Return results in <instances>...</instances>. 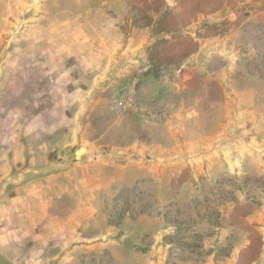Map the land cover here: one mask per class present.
<instances>
[{
  "label": "rangeland",
  "instance_id": "rangeland-1",
  "mask_svg": "<svg viewBox=\"0 0 264 264\" xmlns=\"http://www.w3.org/2000/svg\"><path fill=\"white\" fill-rule=\"evenodd\" d=\"M2 174L0 264H264V0H0Z\"/></svg>",
  "mask_w": 264,
  "mask_h": 264
},
{
  "label": "crops",
  "instance_id": "crops-1",
  "mask_svg": "<svg viewBox=\"0 0 264 264\" xmlns=\"http://www.w3.org/2000/svg\"><path fill=\"white\" fill-rule=\"evenodd\" d=\"M250 2V1H249ZM98 5H100V10H102L103 13H105V17L104 19L108 20L111 18V15H109V1L107 2H102V3H96ZM81 5V3H79V6ZM85 5H89V4H85ZM79 8L76 7V10H78ZM93 10V9H92ZM93 13V12H91ZM85 18H89L91 15L89 12H87ZM84 15L81 16L82 18H84ZM103 19V20H104ZM51 134H53V139L56 137L62 136V132L59 131L56 128H53V130H51ZM60 143V141H59ZM60 144H58L57 140L53 141V142H48L45 147L42 148L41 145L39 146H35V145H31L29 143V145H27V147L24 146L23 150H21L20 146L16 147L15 149L13 148L11 150V155L10 153L8 155H6L5 159L1 162L3 168H4V173L5 175H9L8 178H6V180H10V179H18L19 181H21V178L24 177V174H20L19 177H12L11 174H13L14 168L15 166H17L20 163H29V167L31 168L30 171L32 172L31 174H28L24 177V181H29L28 184L24 185L21 187L22 191L23 188L26 187L28 188V191L31 187L36 186L37 184H42L45 183L46 180L51 181V179H53V181H56L59 178V175L61 174H57L56 172H53L50 176L46 177V178H37L38 176H40V174H43L46 170H47V166L48 163H50V159H49V153L50 151H54L56 149V147H59ZM7 146V144H6ZM9 146H7L5 149H7ZM133 147H135L133 145ZM16 153H14L15 151ZM78 151V150H77ZM76 151V152H77ZM76 152H75V159L76 158ZM87 152V149H86ZM3 175V174H2ZM5 176H0L1 181L3 180ZM37 178V179H35ZM78 180V178L76 179ZM56 187V186H55ZM25 188V189H26ZM21 191V192H22ZM23 193V192H22ZM23 195V194H22Z\"/></svg>",
  "mask_w": 264,
  "mask_h": 264
},
{
  "label": "built area",
  "instance_id": "built-area-1",
  "mask_svg": "<svg viewBox=\"0 0 264 264\" xmlns=\"http://www.w3.org/2000/svg\"><path fill=\"white\" fill-rule=\"evenodd\" d=\"M137 85L138 82L134 81L126 88L118 91L114 95V109L118 112L134 111L137 109Z\"/></svg>",
  "mask_w": 264,
  "mask_h": 264
},
{
  "label": "water",
  "instance_id": "water-1",
  "mask_svg": "<svg viewBox=\"0 0 264 264\" xmlns=\"http://www.w3.org/2000/svg\"><path fill=\"white\" fill-rule=\"evenodd\" d=\"M84 152H86V148H80L77 152H76V158L78 159L81 154H83Z\"/></svg>",
  "mask_w": 264,
  "mask_h": 264
}]
</instances>
